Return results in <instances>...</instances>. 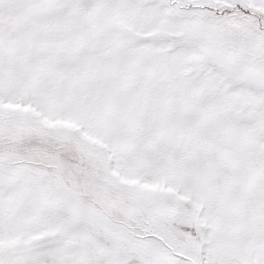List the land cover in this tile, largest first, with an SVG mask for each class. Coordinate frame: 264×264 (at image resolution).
Returning a JSON list of instances; mask_svg holds the SVG:
<instances>
[{
    "label": "snow or ice",
    "instance_id": "obj_1",
    "mask_svg": "<svg viewBox=\"0 0 264 264\" xmlns=\"http://www.w3.org/2000/svg\"><path fill=\"white\" fill-rule=\"evenodd\" d=\"M0 264H264V0H0Z\"/></svg>",
    "mask_w": 264,
    "mask_h": 264
}]
</instances>
